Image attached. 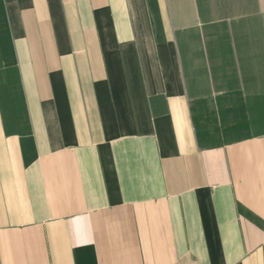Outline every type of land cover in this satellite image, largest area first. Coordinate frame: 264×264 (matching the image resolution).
<instances>
[{
  "label": "crops",
  "instance_id": "crops-1",
  "mask_svg": "<svg viewBox=\"0 0 264 264\" xmlns=\"http://www.w3.org/2000/svg\"><path fill=\"white\" fill-rule=\"evenodd\" d=\"M0 264H264V0H0Z\"/></svg>",
  "mask_w": 264,
  "mask_h": 264
}]
</instances>
